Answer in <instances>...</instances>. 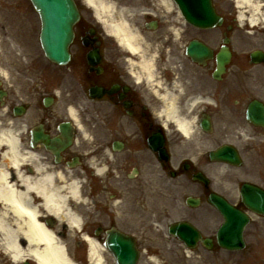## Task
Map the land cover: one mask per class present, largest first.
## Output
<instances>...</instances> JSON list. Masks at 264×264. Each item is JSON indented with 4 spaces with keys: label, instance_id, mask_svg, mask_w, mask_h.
I'll return each mask as SVG.
<instances>
[{
    "label": "flooded vegetation",
    "instance_id": "obj_1",
    "mask_svg": "<svg viewBox=\"0 0 264 264\" xmlns=\"http://www.w3.org/2000/svg\"><path fill=\"white\" fill-rule=\"evenodd\" d=\"M128 1L132 11L143 14H133L136 19H141L139 25L143 27L155 21L156 29L150 35L139 37L140 42L146 43L144 52L125 51L113 39L108 43L101 29L96 27L94 34L99 44L94 46L99 50V59L91 66L87 62V50L78 42L89 26L83 23L75 31L74 43L79 46V51H75L68 63L67 74L75 78L78 88L71 90L69 81L65 80V104L84 107L86 97L94 106L93 143L87 144L80 133L74 132L71 145L60 152L59 163L43 146H35L49 166L73 171L81 178V194L87 201L81 232L101 242L105 241L112 227L132 236L145 235L149 229L143 216H148L149 209L155 207L159 208V213L152 215H157V224L163 226L172 214L180 213L176 207L177 201L181 200L180 179L184 177L187 182L193 173L205 166L209 172L219 170L220 164L210 162L205 156H197L196 135L188 134L185 138L171 127L173 124L165 123L161 111L171 102L181 112L194 107L198 117L221 115L219 118L224 125L216 139L223 142L235 139L229 142L238 149L241 183H251L264 191V126L248 122L246 112L253 100L264 105V24L252 27L253 24L239 23L235 19L236 9L234 6L228 9L224 0H212L214 9L222 17L220 25L201 29L182 19L173 0L122 2ZM250 28L254 30L249 31ZM224 37L230 39L228 48L235 71L229 73L227 67L221 78L215 81L211 74L214 56ZM194 39L211 50L203 66L184 55L187 43ZM253 50L262 55L263 63L258 71L251 64ZM143 61L151 65V75L140 67ZM28 71L37 73L35 68ZM39 81L42 90L53 88L51 73L42 72ZM91 87L98 88L93 99L89 97ZM1 90L5 91L0 101V111L5 118L1 119L13 118V107L18 102L14 103L0 78ZM26 105L29 112L31 106ZM38 107L43 113L31 119L29 129L41 124L47 135L56 136L58 124L68 119L53 115L54 110L44 107L41 99L33 114ZM221 108L227 110L219 111ZM206 140L214 141V138L209 135ZM158 151L163 157L159 158ZM231 168L234 166L223 164L221 170ZM150 187H154L159 195L149 197ZM212 191H216L213 186L203 189L200 199ZM225 191L227 195L220 194L248 217L243 231L244 247L228 250L217 243L216 229L222 222L217 212L202 217L201 225L191 217L185 218L194 223L210 242L206 247L196 246L195 252L200 254L196 255V261L198 264H264V215L246 207L233 185ZM165 195L169 206L165 205Z\"/></svg>",
    "mask_w": 264,
    "mask_h": 264
},
{
    "label": "bare ground",
    "instance_id": "obj_2",
    "mask_svg": "<svg viewBox=\"0 0 264 264\" xmlns=\"http://www.w3.org/2000/svg\"><path fill=\"white\" fill-rule=\"evenodd\" d=\"M84 1L99 18H103L106 29L119 44L133 53L139 52L138 34L127 22L126 9L117 10L112 2L105 0ZM236 5L241 9L240 20L248 18L251 24L264 23V14H258L261 7L258 0H236ZM140 67L151 75L150 64L143 61ZM0 75L6 77L7 73L0 70ZM70 117L75 120L79 132L86 135L72 109ZM164 117L188 131L189 121L180 118L174 104L166 105ZM26 129L24 122L8 121L0 125V252L12 263L31 260L35 264H77L68 245L81 227L83 210L87 206L81 194L80 177L73 171L54 169L44 161L38 149L26 148L22 141ZM28 166L30 172L26 170ZM11 170L15 172L13 180ZM47 216L57 220L54 226L44 222ZM63 224L72 233L67 241L61 237L63 232L58 231L64 230ZM126 238L131 239L127 235ZM85 239L87 256L92 264H113L112 251L107 255L95 239ZM147 264L160 263L155 256L149 255Z\"/></svg>",
    "mask_w": 264,
    "mask_h": 264
},
{
    "label": "water",
    "instance_id": "obj_3",
    "mask_svg": "<svg viewBox=\"0 0 264 264\" xmlns=\"http://www.w3.org/2000/svg\"><path fill=\"white\" fill-rule=\"evenodd\" d=\"M36 6L42 20V32L41 42L43 48L51 59L61 62L66 59V49L69 41L72 37L71 24L77 16V11L72 0H32ZM209 19V18H208ZM227 156L225 153L223 157ZM230 157V156H229ZM211 202L219 209V211L225 217V224L220 228L219 235L222 238V242H236L239 239V235L242 229L244 220L240 221V225L237 226V236L233 234V228L228 229V226H232L239 219L235 218L239 216L237 212L225 203L222 199L216 196L211 197ZM264 211L261 204L258 208ZM235 218V219H233ZM181 240L191 244L197 236L196 231L189 227H184L180 224L175 226L171 230ZM115 247L113 253L115 254L119 264H134L137 257L136 249L133 247L131 241L123 239L118 235L115 237V242L112 243Z\"/></svg>",
    "mask_w": 264,
    "mask_h": 264
},
{
    "label": "rangeland",
    "instance_id": "obj_4",
    "mask_svg": "<svg viewBox=\"0 0 264 264\" xmlns=\"http://www.w3.org/2000/svg\"><path fill=\"white\" fill-rule=\"evenodd\" d=\"M20 4H21V13H19V14L23 17L24 22H27V23L30 22L31 25L33 26V28H34V30H33L34 31V34H32V37L34 38V37H36L35 36V33H36V29H37V25H36L37 24L36 15L33 12V10L30 8V5L28 3V0H20ZM4 5H5L4 1L0 0V6H1L0 7V15H1V12L3 10L2 6H4ZM226 6L228 7V9H231L232 8L230 3H227ZM10 21H12V19L6 14V16L3 19L0 20V25H2L5 22L2 26H5L6 27L7 26V22H10ZM40 58L41 57L39 55V51L37 50V66H38V70L40 68L42 69V67L45 68V69H50L49 67L48 68L45 67L44 62ZM49 71L50 72H54L52 70H49ZM64 78L65 77L59 78V76L57 78L56 77H53V79H55V82H56V83H54V85L56 86L54 89H58L57 80H59L60 82H63V79ZM68 80H69V87H70L71 90L73 88L74 89H77L78 88V84H77L75 78H73L72 76H70V78ZM10 81L15 86L19 85V83H20L19 81H17L16 83L14 81H12V80H10ZM15 89L17 91H21L22 93L29 94V92H25L24 91V88L23 89H17V88H15ZM38 91L43 93V91L40 90L39 88H38ZM94 113H95V111L93 109H91L89 111V114L88 115H86V116L84 115V119H87L89 121L88 116L89 115H92ZM90 123H92V122H90ZM90 133H95V131L93 130V128L90 129ZM181 184H182V188L183 189L184 188L186 189L187 186L188 187H191V183L190 182L184 183L183 181H181ZM196 190H198V189L192 188V190H191L192 191V194H195ZM188 191H189V189L187 188V190L185 192H188ZM149 195H151V196L155 195L156 196V195H159V193L156 190H154V187H150V189H149ZM183 195H185V194L183 193ZM184 197L185 196H183V198ZM206 212H207L206 208H201L200 210H198V211L195 212L196 215H194V216L202 217L203 215L206 214ZM147 217H150V215L147 216ZM148 229H149V231H152L153 227L151 225H149V228ZM76 238H73L72 240H70V244L69 245H70V248H71V252H72V256L74 258V261L77 264H82L84 262V260L81 261L83 259L82 258L83 257L82 246L80 247V246H77L75 244V240L76 241L78 239L80 240L79 237H76ZM171 240H173V239L167 238L163 234V231L161 230L160 232H156V233L154 232L151 235L148 234V235L142 237L141 242H144V244L146 246H150L151 247V250L154 252L151 255H156V257H158V259H159L158 261H160L163 264H192L190 262L191 259L190 258H187L184 255L185 253L182 252V251H180L179 246L176 245L177 243L176 242L174 243ZM155 246H158L159 247L158 248L159 251L156 250V247ZM147 260L148 259L146 257H143V259H142V261L144 262V264H147ZM24 262H28V264H35L34 262H32L30 260L21 261L19 263H12L11 261H9L0 252V264H24Z\"/></svg>",
    "mask_w": 264,
    "mask_h": 264
}]
</instances>
